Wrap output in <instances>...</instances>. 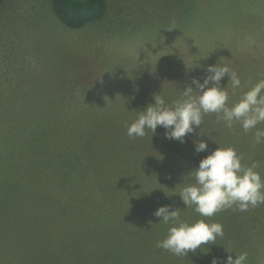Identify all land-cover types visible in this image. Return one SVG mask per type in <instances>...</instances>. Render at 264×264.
Returning <instances> with one entry per match:
<instances>
[{"label": "rangeland", "instance_id": "374dc122", "mask_svg": "<svg viewBox=\"0 0 264 264\" xmlns=\"http://www.w3.org/2000/svg\"><path fill=\"white\" fill-rule=\"evenodd\" d=\"M106 3L100 20L69 28L50 0L0 2V245L35 244L34 252L75 264L111 257L114 264H210L213 257L224 264L240 253H247L245 264H264V204L201 217L179 196L187 173L218 146L234 148L245 166L258 162L255 171L264 179V143L253 145L254 130L246 133L239 123L228 129L213 113L184 143L165 139L159 126L152 136L146 130L130 139L124 127L153 102V93L170 103L193 77L202 82L206 75L180 73L169 55L183 54L178 32L187 25L170 30L182 12L194 53L213 56L211 65H227L240 78L235 89L227 75L220 82L229 107L264 79V44L239 50L229 29L210 27L220 14L212 0ZM252 55L258 59L248 63ZM197 140L208 151L195 152ZM164 205L179 208L182 221L221 224L223 237L208 244L216 251L201 245L202 253L177 257L156 248L170 226L153 215ZM5 264L28 263L9 256Z\"/></svg>", "mask_w": 264, "mask_h": 264}, {"label": "clouds", "instance_id": "9594fccd", "mask_svg": "<svg viewBox=\"0 0 264 264\" xmlns=\"http://www.w3.org/2000/svg\"><path fill=\"white\" fill-rule=\"evenodd\" d=\"M205 71L202 82L193 77L191 84L180 91L179 98L170 103L163 95L153 93V102L139 110L131 123H125L126 135L130 139L143 138L146 130H150L152 136L159 126L164 129L165 139L184 143L185 137L201 126L204 115L213 113L228 129L239 123L246 133L254 130L253 145L264 143V129L257 127L264 122V79L229 107L228 93L221 88L220 82L227 75L232 87L239 88V76L227 65H208ZM193 144L197 153L208 151L209 146L204 140L193 141ZM242 159L232 147L218 146L211 150L195 169L187 173L188 183L179 193L186 208L194 206L193 210L199 216L212 217L233 206L239 211H247L250 206L264 204V179L255 171L258 162L245 166ZM179 210H169V206L164 205L153 212L160 218L159 222L170 225L166 236L156 242V248L185 257L197 249L201 252V245L214 244L217 237H223L221 224L206 223L203 219L192 223L182 221ZM246 260L247 253H240L235 259L228 256L224 264H245ZM210 264H220L219 258L213 257Z\"/></svg>", "mask_w": 264, "mask_h": 264}, {"label": "crops", "instance_id": "0c3cea01", "mask_svg": "<svg viewBox=\"0 0 264 264\" xmlns=\"http://www.w3.org/2000/svg\"><path fill=\"white\" fill-rule=\"evenodd\" d=\"M222 1L223 0H212V3H214V7H215L214 11L220 14L217 15V13L212 11L211 9V11L216 14H215L214 22L211 20L209 22V24H211L212 22L210 27L216 29H229L228 33L232 35V37L238 38L232 42L239 45L238 46L239 50H241L240 45L246 48L248 47L255 48L258 47L259 44H264V0H225L229 3L225 6L222 5ZM224 11L226 12L223 13ZM171 24L172 25L170 26V30L173 27H175L173 26L174 24L187 25L186 33L184 27L181 28L178 32V37L181 38L182 40L184 39L183 44H181L180 42V48H182L183 54L178 56L175 54V51H171V53H169V55L173 54L174 57H176V62L177 64L180 65L179 72L186 75V71L190 74L189 70H195V73L197 71H205L207 66L212 64L213 56L211 55L205 56L204 54L198 56L196 52L194 53V51L198 50V47L194 42L193 43L190 42V39L192 37L191 29H190L191 27L188 20L186 19L185 12L181 13V17L179 21L173 20L171 21ZM175 29L177 30V28ZM191 45L194 46V48H192ZM260 48L261 46L258 47V49ZM236 53L238 58L239 56H242V52L240 53L237 51ZM195 59L197 60V63L194 64ZM257 59L258 58H256L255 55H252L251 58L245 60L248 63L249 62L254 63L257 61ZM34 245L33 244H24V246L23 244L0 245L1 246L0 258L6 256L4 260H0V264H5V261L9 256L22 259L26 261L28 264H75L72 261H70L66 256L55 258L52 255L53 253H46V252L36 253L32 250V247H34ZM14 249H18L19 252L15 251ZM22 249H23V253H20ZM114 251H115L114 255H120L118 252L121 251V247L118 250H114ZM56 256L58 257V255ZM105 259H107L108 264H114L118 261L116 257L105 258ZM63 261H66L67 263H64ZM102 263L104 264V262Z\"/></svg>", "mask_w": 264, "mask_h": 264}, {"label": "trees", "instance_id": "16d2710c", "mask_svg": "<svg viewBox=\"0 0 264 264\" xmlns=\"http://www.w3.org/2000/svg\"><path fill=\"white\" fill-rule=\"evenodd\" d=\"M52 9L58 19L69 28H79L86 23H92L100 20L106 14L107 3L106 0H50ZM1 2V0H0ZM190 74H195L190 73ZM261 242L264 243L263 238ZM207 249L213 253L216 251L214 245L206 246ZM199 257V255L197 254ZM209 256L205 254L201 257L207 259Z\"/></svg>", "mask_w": 264, "mask_h": 264}]
</instances>
